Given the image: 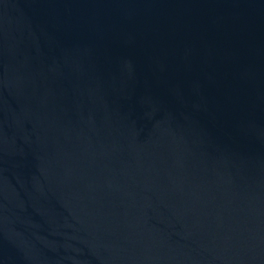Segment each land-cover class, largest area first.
<instances>
[{
  "label": "water",
  "instance_id": "obj_1",
  "mask_svg": "<svg viewBox=\"0 0 264 264\" xmlns=\"http://www.w3.org/2000/svg\"><path fill=\"white\" fill-rule=\"evenodd\" d=\"M0 264H264V0H0Z\"/></svg>",
  "mask_w": 264,
  "mask_h": 264
}]
</instances>
